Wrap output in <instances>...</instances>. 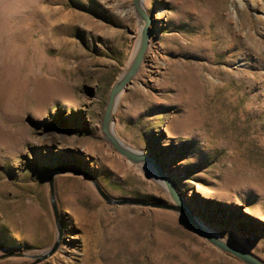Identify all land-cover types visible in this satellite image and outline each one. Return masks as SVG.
<instances>
[{
	"label": "rangeland",
	"instance_id": "obj_1",
	"mask_svg": "<svg viewBox=\"0 0 264 264\" xmlns=\"http://www.w3.org/2000/svg\"><path fill=\"white\" fill-rule=\"evenodd\" d=\"M143 6L149 47L111 125L208 230L264 262V0ZM143 25L133 0H0V264H246L181 213L110 204L59 170L115 201L173 203L102 130Z\"/></svg>",
	"mask_w": 264,
	"mask_h": 264
},
{
	"label": "water",
	"instance_id": "obj_2",
	"mask_svg": "<svg viewBox=\"0 0 264 264\" xmlns=\"http://www.w3.org/2000/svg\"><path fill=\"white\" fill-rule=\"evenodd\" d=\"M134 8L136 9L139 17L143 20L144 25L141 31V41L138 47L137 53L135 58L129 68V70L125 73V75L121 78V80L116 83L109 95L107 107L103 116L102 122V130L105 134V137L112 145L114 150L120 154L121 156L125 157L127 160L131 161L135 164H145L148 165L157 180L164 186L166 191L169 193L170 197L173 200L172 204L168 203H161V202H144L138 200H122V201H115L111 199L105 191L98 185L93 177L90 175L79 172L73 171L69 169L59 168L62 172H78L84 176L89 177L97 191L100 195L110 204H117V205H133V206H145V207H153V208H160L166 210H172L181 213L189 226L194 230L198 235L203 237L207 240L210 244L215 246L216 248L220 249L223 252L237 258L238 260L246 263V264H264L262 260L254 256L253 254L238 248L230 243L225 242L219 236L212 233L210 230L202 226V223L199 219L194 215L193 210L191 209L189 202L186 198H184L177 188L174 186L170 177L165 173L162 167L155 161V159L148 153H137L132 150H129L121 145L119 140L116 138L113 127L111 125L113 113L115 107L117 105V100L121 93L127 89V87L132 83L134 77L138 74L141 65L144 61L145 54L149 47L150 36H151V25L153 24V19L149 16L148 12L143 6V0H133ZM54 176L55 173L50 178V189L52 193V205L55 212L56 222L60 229V218L57 209V203L55 200V192H54ZM61 236V231H60ZM60 238L58 239L57 243L54 247L45 255L46 257L51 256L59 246Z\"/></svg>",
	"mask_w": 264,
	"mask_h": 264
},
{
	"label": "bare ground",
	"instance_id": "obj_3",
	"mask_svg": "<svg viewBox=\"0 0 264 264\" xmlns=\"http://www.w3.org/2000/svg\"><path fill=\"white\" fill-rule=\"evenodd\" d=\"M118 101L119 100H117V103H118ZM113 131H114V129H113ZM114 134H115V136L117 137V139L119 140V142L121 143V145L123 146V147H125V148H127V149H129V150H132V151H134V152H137V153H140L139 151H137V150H135V149H133L132 147H130L129 145H127L122 139H120L117 135H116V133H115V131H114ZM148 166V165H147ZM148 169H150L151 170V168L148 166ZM152 171V170H151ZM202 226L203 227H205L203 224H202ZM206 228V227H205ZM212 232V231H211ZM213 233V232H212ZM218 237V236H217ZM49 251H46V254L48 253Z\"/></svg>",
	"mask_w": 264,
	"mask_h": 264
}]
</instances>
